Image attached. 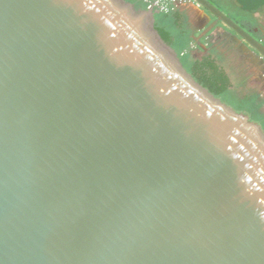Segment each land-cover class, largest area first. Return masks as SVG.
I'll return each instance as SVG.
<instances>
[{
	"label": "water",
	"instance_id": "95a60500",
	"mask_svg": "<svg viewBox=\"0 0 264 264\" xmlns=\"http://www.w3.org/2000/svg\"><path fill=\"white\" fill-rule=\"evenodd\" d=\"M0 264H264L262 127L124 0H0Z\"/></svg>",
	"mask_w": 264,
	"mask_h": 264
},
{
	"label": "crops",
	"instance_id": "0c3cea01",
	"mask_svg": "<svg viewBox=\"0 0 264 264\" xmlns=\"http://www.w3.org/2000/svg\"><path fill=\"white\" fill-rule=\"evenodd\" d=\"M212 4L264 46V26L261 25V23L264 24L263 15L256 13L253 17L249 16L247 21L243 17H246L247 14L242 13L233 0H222L220 3L213 0ZM199 8L187 5L179 9V13L186 21V28L191 39L190 44L193 46L191 55L201 57L211 53V56L218 61L219 66L229 77L232 85L231 90L235 95L239 99L255 98L257 100L256 104L259 107L257 111L253 110V114L249 116L264 131V76L259 74L257 64L249 63L245 59L246 53H244L243 46L236 44L233 47L226 37L220 36L218 31L221 29L209 24L207 17ZM230 13L235 16L230 15ZM252 18L260 19V26ZM242 43L244 44V42ZM246 46L248 47V45Z\"/></svg>",
	"mask_w": 264,
	"mask_h": 264
},
{
	"label": "trees",
	"instance_id": "16d2710c",
	"mask_svg": "<svg viewBox=\"0 0 264 264\" xmlns=\"http://www.w3.org/2000/svg\"><path fill=\"white\" fill-rule=\"evenodd\" d=\"M133 5L136 11H145L143 0H124ZM213 3V0H208ZM220 3L222 0H216ZM245 13L248 21L249 16L260 14L264 16V0H233ZM170 11L167 14L154 15V29L160 38L172 48L184 69L197 81L206 88L214 97L220 99L226 105L232 107L236 112H242L252 115L253 110L258 109L255 98L239 99L231 90V82L224 70L219 66L218 61L212 57L211 53H207L201 57L191 55L193 48L189 33L186 28V21L182 14L179 13L181 7ZM230 15L235 16L233 13ZM253 19V18H252ZM260 26V19H253ZM262 22V21H261ZM261 25L264 26L263 23ZM264 32V30H263ZM264 37V36H263Z\"/></svg>",
	"mask_w": 264,
	"mask_h": 264
},
{
	"label": "built area",
	"instance_id": "2783aa9c",
	"mask_svg": "<svg viewBox=\"0 0 264 264\" xmlns=\"http://www.w3.org/2000/svg\"><path fill=\"white\" fill-rule=\"evenodd\" d=\"M145 11L154 16L167 14L181 5H198L194 0H143Z\"/></svg>",
	"mask_w": 264,
	"mask_h": 264
},
{
	"label": "flooded vegetation",
	"instance_id": "af4514ba",
	"mask_svg": "<svg viewBox=\"0 0 264 264\" xmlns=\"http://www.w3.org/2000/svg\"><path fill=\"white\" fill-rule=\"evenodd\" d=\"M207 13V12H206ZM206 16V15H205ZM211 16V15H210ZM209 24H211L212 26H216V28L218 29H221V31L219 30L218 33L220 36H224L226 37L230 42V44L234 47L236 44H239L240 46H243L244 44L245 45H248L250 49V51H248L246 54H245V59H247V61H249V63H252L254 64V59H255V55H254V52L257 53V51L255 49H253L252 47L249 46V44H246L247 42L236 35L235 32H233L231 29H229L226 25H224L223 23H221L220 21H218L217 19H215L213 16H211V19L209 21ZM239 26V25H238ZM242 29V28H241ZM243 30V29H242ZM249 34V33H248ZM218 35V36H219ZM250 35V34H249ZM251 36V35H250ZM237 38V39H236ZM252 38L254 39V37L252 36ZM239 40V41H237ZM244 42V44L242 43ZM237 48L239 49V47L237 46ZM245 53V52H244ZM255 65V64H254ZM258 66V65H256Z\"/></svg>",
	"mask_w": 264,
	"mask_h": 264
}]
</instances>
